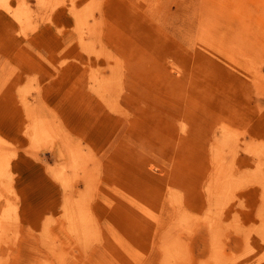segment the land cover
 <instances>
[{
	"label": "rangeland",
	"instance_id": "374dc122",
	"mask_svg": "<svg viewBox=\"0 0 264 264\" xmlns=\"http://www.w3.org/2000/svg\"><path fill=\"white\" fill-rule=\"evenodd\" d=\"M258 1L0 0V264H264Z\"/></svg>",
	"mask_w": 264,
	"mask_h": 264
},
{
	"label": "bare ground",
	"instance_id": "6f19581e",
	"mask_svg": "<svg viewBox=\"0 0 264 264\" xmlns=\"http://www.w3.org/2000/svg\"><path fill=\"white\" fill-rule=\"evenodd\" d=\"M8 1V0H7ZM10 1V0H9ZM224 1V0H223ZM238 1V0H237ZM258 1V0H257ZM260 1V0H259ZM258 1V2H259ZM72 2V1H71ZM231 3H232V1H230ZM3 3V2H2ZM9 3V2H8ZM68 4V3H67ZM201 4V3H200ZM230 4V3H229ZM234 4V3H233ZM47 5V4H46ZM231 5V4H230ZM6 6V5H5ZM8 6V5H7ZM237 6V5H236ZM97 7V6H96ZM232 7H234V6H232ZM96 9H99V8H96ZM224 9V8H223ZM20 11H22L23 13H24V11L23 10H21V9H19ZM227 10V9H226ZM238 10V9H237ZM17 11H18V9H17ZM223 11V10H222ZM9 12V11H8ZM22 12H21V14H22ZM10 13V12H9ZM249 13V12H248ZM11 14V13H10ZM13 14V13H12ZM19 14V13H18ZM20 14V15H21ZM24 14H26V12L24 13ZM93 14H94V12H93ZM226 14V13H225ZM14 15V14H13ZM95 15V14H94ZM98 15V14H97ZM6 16V15H5ZM16 16V15H15ZM25 16V15H24ZM249 16H250V14H249ZM19 17H21V16H19ZM26 17H27V15H26ZM29 17V16H28ZM31 17V16H30ZM29 17V18H30ZM199 18V17H198ZM21 21V20H20ZM198 21H200V20H198ZM30 22V21H29ZM3 24V23H2ZM37 25H38V23H37ZM253 26H255V23L253 24ZM26 27H28V26H26ZM242 27V26H241ZM254 28V27H253ZM257 29V28H256ZM255 29V30H256ZM58 30H59V28H58ZM61 30V29H60ZM206 30V29H205ZM24 31V30H23ZM207 32H209L208 30H207ZM61 33V32H60ZM242 33H244V32H242ZM24 34V33H23ZM208 35H210L209 33H207ZM262 37H264V36H262ZM210 38V40H211V36L209 37ZM261 38V37H260ZM249 39V38H248ZM214 42V41H213ZM260 46V45H259ZM224 49V48H223ZM234 54V53H233ZM111 72V71H110ZM110 74H112V73H110ZM121 75V74H120ZM122 79H124V76L122 77ZM44 122V121H43ZM31 126V124L29 125V127ZM40 127V126H39ZM26 130H28V129H26ZM41 130V129H40ZM32 132V131H31ZM33 132H35V129H34V131ZM32 134V133H31ZM46 134V133H45ZM35 135V134H34ZM38 135V138H34V139H38V141H39V137H40V133L39 134H37ZM44 135V134H43ZM42 135V136H43ZM31 137H32V135H31ZM34 137H36V135L34 136ZM42 139V138H41ZM1 142H2V140H0ZM3 146H5L6 147V145H3ZM2 152H1V147H0V175L3 173V170H4V159H3V157H2ZM7 155V154H6ZM4 157H5V155H4ZM5 159H7L6 157H5ZM8 161V160H7ZM10 170V169H9ZM249 171V170H248ZM250 172V171H249ZM3 175V174H2ZM250 176V175H249ZM235 178H239V177H236L235 176ZM242 178V177H241ZM250 178V177H249ZM251 179V178H250ZM1 184H2V182H1ZM218 190V189H217ZM222 190V189H221ZM2 194V193H1ZM226 196V195H225ZM1 198H2V196H1ZM225 198H227V197H225ZM3 200V199H2ZM10 200V199H9ZM214 203H216V202H214ZM13 204V203H12ZM14 205V204H13ZM219 205V204H218ZM13 207H15V205L13 206ZM16 209V208H15ZM9 210V209H8ZM14 210V209H13ZM12 210V211H13ZM4 211V210H3ZM14 211H16V210H14ZM13 211V212H14ZM17 212H18V209H17ZM16 212V213H17ZM10 213H12L11 212V210H10ZM15 213V212H14ZM10 215V214H9ZM12 215V214H11ZM16 215V214H15ZM0 216H2V214L0 215ZM13 216H11V218L10 219H13L12 218ZM15 219V218H14ZM13 221V220H12ZM0 223H1V221H0ZM5 223H7V222H5ZM17 223V222H16ZM3 224V223H2ZM13 224H14V222H13ZM14 225H17V224H14ZM0 226H1V224H0ZM3 226V225H2ZM17 227V226H16ZM72 227V226H71ZM72 229H73V227H72ZM71 229V230H72ZM240 229V228H239ZM189 230V229H188ZM187 230V232H189ZM241 230V229H240ZM259 230V229H258ZM74 231H75V229H74ZM242 231V230H241ZM242 232H244V231H242ZM241 232V233H242ZM183 233V232H182ZM190 233V232H189ZM259 233H260V231H259ZM1 234H2V232H1ZM246 234V233H245ZM190 235H191V233H190ZM218 235V234H217ZM252 235V234H251ZM253 235H255L254 233H253ZM13 236H14V234H13ZM219 236V235H218ZM257 236V235H256ZM258 236H260V235H258ZM263 236V235H262ZM220 237V236H219ZM248 237V236H247ZM219 239H221V237L219 238ZM80 240H81V237H80ZM217 240H218V238H217ZM250 240V239H249ZM254 240V239H253ZM1 241V240H0ZM219 241H221L222 242V240H219ZM218 242V241H217ZM221 242H220V244H221ZM79 243H80V241H79ZM214 243V242H213ZM222 243H224V242H222ZM261 243H264V241L263 242H261ZM212 244V243H211ZM88 245V244H87ZM214 247V246H213ZM218 247V246H217ZM256 250V249H255ZM231 258H233V257H231ZM243 258V257H242ZM241 258V259H242ZM234 259V258H233ZM236 259V258H235ZM231 260V259H230ZM237 260V259H236ZM235 262V261H234ZM237 262V261H236ZM175 264H176V262H175Z\"/></svg>",
	"mask_w": 264,
	"mask_h": 264
}]
</instances>
